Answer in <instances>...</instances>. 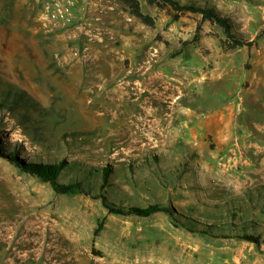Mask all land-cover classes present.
I'll return each mask as SVG.
<instances>
[{"label":"rangeland","instance_id":"1","mask_svg":"<svg viewBox=\"0 0 264 264\" xmlns=\"http://www.w3.org/2000/svg\"><path fill=\"white\" fill-rule=\"evenodd\" d=\"M140 2L155 28L118 0H76L59 20L48 0H0V264H55V251L33 252L52 244L72 264H264V33L253 54L224 52L216 24L198 14L172 22ZM199 24L200 41L183 46ZM219 112L229 115L238 178H222L230 158L205 134ZM143 120L152 126L140 132ZM11 157L67 162L59 181L91 194L57 195ZM100 194L175 213L112 215Z\"/></svg>","mask_w":264,"mask_h":264},{"label":"trees","instance_id":"2","mask_svg":"<svg viewBox=\"0 0 264 264\" xmlns=\"http://www.w3.org/2000/svg\"><path fill=\"white\" fill-rule=\"evenodd\" d=\"M124 7V11L129 13L132 17L138 19L142 24L151 28L156 27V19L142 10L140 0H118ZM147 4L155 6L159 10H167L172 14V22H177L180 17L185 14H198L202 17V22H210L216 24L222 29L224 39L221 41V49L224 52L235 51L240 48H253L257 45L259 39L262 38L263 33L259 34L257 40L249 41L243 34L234 30L232 21L223 16L214 8L203 6L200 2L193 0H147ZM202 25L199 24L191 41L183 42V46L193 45L200 41ZM180 55V52L174 54ZM11 161L24 173L39 178L44 183H49L57 195H90L91 190L86 186V183L81 181H72L69 183H61L59 178L68 166L67 162L59 164H25L11 157ZM111 169L105 168L102 170L103 184L101 190H104L109 182ZM98 199H101L103 206L107 209L109 214L120 216H137L142 218L151 217L157 213H165L174 216L175 210L173 207H166L163 205H151L145 209L138 207L124 208L116 206L108 202L107 198L100 194ZM103 226L102 224L95 231L97 236ZM248 241L259 244V239L255 237L246 238Z\"/></svg>","mask_w":264,"mask_h":264},{"label":"crops","instance_id":"3","mask_svg":"<svg viewBox=\"0 0 264 264\" xmlns=\"http://www.w3.org/2000/svg\"><path fill=\"white\" fill-rule=\"evenodd\" d=\"M193 1L200 2L203 6L214 8L217 11H219L223 16L229 18L233 23L234 30L240 34H243L249 41L256 40V38L259 36L261 31L264 29V15L262 13V16H260V17L255 16L254 10H253L254 8L252 7L251 0H209L208 2H207V0H193ZM254 1L259 3V5L264 6V0H254ZM259 9H260V7H259ZM262 10L264 11V7ZM200 20L202 21L201 15H200ZM204 23H207V22H204ZM208 23H210V22H208ZM201 41L203 43V39ZM197 47H198V45H197ZM195 48H196L195 46H192L190 49H195ZM244 49H248V48L244 47V48L237 49L236 51L240 52ZM249 50H250L251 54H253L255 47H253ZM196 51H198V49H196ZM185 52L186 51H183V55ZM226 110H228L227 112H229V109H226ZM228 116L229 115L226 116V115H224V113L219 112V116L217 117V120L212 122V127H208V130L205 133L207 135L213 136L215 138V141H217V143L219 145H221L222 151H223V152H221V154L225 155L226 160L228 161V158H230L231 162L229 163V165H226V166L223 165L224 168H222V170H219V171L223 172L220 175L222 176V178H225V179H229L230 177H234V176L238 178L236 173H239V171L237 169V165L239 163L237 157H235V158L230 157L231 153H233V149H232V147H233V144H232L233 136H232V134H228V137H225V135L220 134V131L217 128V123L219 122V120H222L221 119L222 117H226V119L229 122V124L227 123V125H228V127L230 126V119ZM225 121H223V123H225ZM192 133H193L192 139L194 140V138H196L197 140H201V145H202V147L205 148L206 144L203 143L204 142V138H203L204 134L200 136V134L197 131H193ZM227 139H228V145L223 146L222 141L223 140L225 141ZM230 144H231V147H228ZM263 150H262V152H263ZM227 156H229V157H227ZM217 162L218 161H216V163ZM218 164L220 165V163H218ZM218 164H217V166H218ZM247 170H248V168H245V169L242 168V171H241L242 174L244 172H247ZM229 174H231V175H229ZM235 188H237V191H238V189L239 190L242 189L239 186H237V184H236Z\"/></svg>","mask_w":264,"mask_h":264},{"label":"bare ground","instance_id":"4","mask_svg":"<svg viewBox=\"0 0 264 264\" xmlns=\"http://www.w3.org/2000/svg\"><path fill=\"white\" fill-rule=\"evenodd\" d=\"M159 81V80H158ZM153 94V93H152ZM151 94V95H152ZM113 96V95H112ZM129 96V95H128ZM153 100V99H152ZM147 104V103H146ZM155 111V110H154ZM151 112V111H150ZM148 114V113H147ZM155 113L153 112V113H151V116H153ZM147 118H150V115H148L145 119L147 120ZM222 120H219V122L217 123V128L219 129V131H220V134H222V135H225V137H228V133L225 131V126H224V124L225 123H223V121H225L226 120V117H222L221 118ZM140 123V125L138 126V128L136 127L135 129H138L139 131L141 130L142 131V129H146V128H148L149 126H152V124L151 123H145V120H143V121H141V122H139ZM156 123V122H155ZM227 123L229 124V122L227 121ZM173 125H174V123H173ZM158 126V125H157ZM161 126V125H160ZM164 126V125H163ZM162 126V127H163ZM228 126V125H227ZM132 129H134V128H132ZM161 130V129H160ZM140 131V132H141ZM150 131V130H149ZM152 133V132H151ZM138 135V134H137ZM222 139V138H221ZM222 144H223V146H225V145H228V139L227 140H223L222 141ZM5 228V227H4ZM7 232V231H6ZM10 233V232H9ZM2 234V233H1ZM5 238V237H4ZM0 240H1V237H0ZM3 241V240H2ZM6 241V240H5ZM12 242V241H11ZM10 242V243H11ZM53 243V242H52ZM2 244V243H1ZM5 244V243H4ZM9 244V243H8ZM67 244V243H66ZM75 244V243H74ZM50 245V244H49ZM44 246V245H43ZM75 247V246H74ZM30 248V247H29ZM28 248V249H29ZM45 248V247H44ZM59 248H61L60 246H55L54 244H52V245H50L49 247H48V249L46 248V250H39V249H36V250H34L33 252L34 253H38V252H43V253H52V252H54L55 251V254H53L52 256H51V258H50V262H52L53 261V259L54 260H57V262L55 263V264H72V263H75V256L70 252V251H68V250H64V249H60L59 250ZM63 248V247H62ZM77 248V247H76ZM79 248V247H78ZM77 248V250L79 251H77V253L75 254V255H79L80 253H81V250H83V248L82 249H78ZM33 249V248H32ZM68 249V248H67ZM75 249V248H74ZM30 250V249H29ZM56 250H59V251H56ZM56 252H57V254H59L60 252H62V255L60 256V254H59V256H56ZM76 252V251H75ZM83 253V252H82ZM31 254V253H30ZM70 254H72V255H70ZM42 255V254H41ZM43 256V255H42ZM45 256V255H44ZM47 258V257H46ZM41 259H42V257H41ZM79 259V258H78ZM63 261V262H62ZM92 261V260H91ZM48 262V261H47ZM96 264H107L105 261H98V262H96Z\"/></svg>","mask_w":264,"mask_h":264},{"label":"built area","instance_id":"5","mask_svg":"<svg viewBox=\"0 0 264 264\" xmlns=\"http://www.w3.org/2000/svg\"><path fill=\"white\" fill-rule=\"evenodd\" d=\"M52 10L50 16L52 20L65 19L70 16L69 9L76 0H48Z\"/></svg>","mask_w":264,"mask_h":264}]
</instances>
